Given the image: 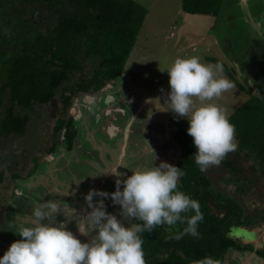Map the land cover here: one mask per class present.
Here are the masks:
<instances>
[{
	"label": "trees",
	"instance_id": "16d2710c",
	"mask_svg": "<svg viewBox=\"0 0 264 264\" xmlns=\"http://www.w3.org/2000/svg\"><path fill=\"white\" fill-rule=\"evenodd\" d=\"M14 1L0 0V21L9 18L4 6L12 5ZM18 1L21 0H16ZM43 1L47 6L56 7L57 11L62 8V12L54 21L47 23L46 33L34 37L33 42L25 41L33 37L31 28L26 26V23L21 24L18 19H10L6 20L7 25L0 24L1 28L9 27L10 30L7 31L10 39L24 40L12 45L16 51L10 57L0 51V57L7 60L0 61V137L23 136L29 124L26 113L35 106L46 105L59 96L63 118L55 122L52 143L47 153L55 158L51 164L58 178L65 180L62 184L73 188V197H70L80 202V205L72 204L74 200L67 197L61 200L68 207L81 208L82 212L76 215L79 227L80 220L84 218L83 212L91 211L85 200L89 191L113 193L116 185L113 180L111 183H101L97 179L89 184V173L97 175L96 171L91 169V155L89 153L88 166L79 148L84 143L79 139V130L74 124L76 120L71 117L66 120L64 117L76 94L101 92L108 83L124 74L125 64L135 46L147 11L134 0ZM221 3L222 0H181V11L190 15H208L215 18L220 12ZM10 22L15 24L11 25ZM15 25L21 26L20 30L23 32L16 34ZM86 60L97 63L96 66L91 64V75L83 73ZM217 63L224 65L216 61ZM223 69L229 76L231 71L236 76L233 68L228 69L225 66ZM79 71L82 72L81 77L75 80L73 76ZM237 80L232 79L234 85L243 91L247 90L250 98L228 117L230 123L235 126L234 142L237 147L235 154H232L233 151L229 152L220 165L211 166L201 172L194 161L196 148L192 137L187 134L188 122H175L173 141L180 153L176 156L174 165L182 168L185 173L179 180L178 188L199 201L204 219L198 226L199 239L191 235H185L180 240L169 238L186 226L179 223L172 228L163 225L151 233H144L142 247L146 264H195V261L206 256L218 261V264H224L229 251L254 250L251 243L233 239L230 233L238 228L258 229L264 224V211L256 212V216L249 214L241 199L245 187L248 189L256 186L264 192V101ZM3 99L10 103V108L3 109ZM17 107L24 114L16 113ZM165 147L168 150L171 144H166ZM240 159L254 160L256 166L251 168L252 171H249V168L245 171L237 162ZM43 163L45 162L35 159L27 175L13 173L11 176L18 181L22 178L27 181L28 176L37 173L39 164ZM214 179L215 183L212 181ZM222 183L232 184L233 192H228ZM16 187L21 195L13 193L14 204L16 199L26 198L24 194L28 189L24 191L18 182ZM122 187L123 185L121 189ZM39 195L35 196L36 199H39ZM99 199L102 198L94 197L93 204ZM104 203L108 213L116 207L110 198L105 199ZM16 207L20 214L28 208L32 209L30 205L25 204ZM15 213L13 208L12 215L7 214L3 222H0V250L2 249L3 254L7 251V245L22 239L18 235L22 227L11 223ZM192 214L194 213H188ZM255 250V254L264 260V248Z\"/></svg>",
	"mask_w": 264,
	"mask_h": 264
},
{
	"label": "rangeland",
	"instance_id": "374dc122",
	"mask_svg": "<svg viewBox=\"0 0 264 264\" xmlns=\"http://www.w3.org/2000/svg\"><path fill=\"white\" fill-rule=\"evenodd\" d=\"M134 1L146 9L147 14L141 32H139L138 41L125 64L124 74L117 80L108 83V87L102 92L85 96L79 94L74 101V107L77 109L70 112L72 116L78 115L75 122L79 130V139H82L81 142L84 143L79 146L81 153L85 156L84 160L89 166L90 153L91 169L97 173V175L89 173V184L97 179L101 183L103 181L111 183L113 180L112 182L116 185L118 178L126 179L127 176L132 175V171L159 166L161 162L175 164L180 149H176L177 144L173 141L174 125L172 123L175 124L180 120L187 121L186 118L178 117L170 110H166L165 107L170 91L169 76L166 70L172 66L176 58L197 56L204 64H208L205 62L206 58H213L228 66V60L231 64L235 61L239 63L243 60L242 56L246 54L256 61L264 62V47L260 45V42L258 43L256 35L252 41L249 28L243 25L242 19L245 15L239 7L238 0H222L220 12L217 17L213 18L212 29V35L218 39L219 47L211 49H207L206 40L199 41L195 38L179 41L177 27L183 22L181 0ZM248 4L255 13L261 8L260 0H252ZM18 26H14L16 34L23 32L20 30L21 26L19 28ZM258 30L260 31V29ZM258 37L261 39L262 36ZM25 41L32 42V36ZM91 64L97 65L96 62L90 63L89 60L84 62L83 73L86 75H91ZM224 65L223 68H225ZM242 67L241 63V69ZM233 69L237 76L236 68ZM81 73L79 71L73 76L75 80L81 77ZM218 75L229 79L232 83V79H237L232 71L229 76L224 69ZM246 75L252 80L251 74ZM240 81L243 85L245 84L242 79ZM247 88L251 90L248 86ZM91 97L95 100L98 98L96 104H93ZM249 98L250 94L247 93V90L241 91L237 85H234L232 89L210 102L223 108L226 116L229 117ZM89 106H91V110H89ZM60 109L59 98L55 103L45 106L37 105L29 112V128L24 136L15 137V141L12 142H9V138L0 139V222H3V218L7 214L11 216L14 208L16 213L15 216L13 215L12 224L22 228L34 226L32 213L38 203L55 200L60 202L62 207L61 212L56 215V223L65 224L66 230L71 231L82 243L90 242L95 234L91 233L93 231L91 226L85 224L81 217L80 225L77 227L76 215L82 212L81 208L68 207L61 201L67 197L74 200L72 204L80 205V202L70 197L73 195V188L70 185L62 184L65 180L61 177L58 178L52 167L53 164L49 167H46L44 163L39 164L35 176H28L30 181L27 178V181L21 182L11 176L13 173L27 175L32 165V157L36 156L38 160L45 158L51 160V157L44 153L52 143L51 136L55 121L61 116ZM156 134L165 135V140H163L165 144L162 145L157 141L158 143L153 148L151 139ZM169 143L171 147L166 150L165 145ZM12 147L23 150L19 156L14 155L13 150L12 154L9 152ZM29 148L35 149V152L30 153ZM150 148H153V152ZM8 164L9 167H7ZM250 165L247 161L241 162V167L245 171H248L247 168ZM116 168L118 172L126 173V176L117 177L114 175ZM81 171L86 172V170ZM93 175H95L94 178ZM212 181L215 183V179ZM17 182L20 186L34 189L30 192L26 188L27 192L24 194L26 198H18L15 200L17 203L14 204L12 203L13 193L20 194V191L16 189L18 188L16 187ZM23 187L22 189H24ZM252 190L253 195L248 194L244 198L246 205L253 204L254 200L258 201L257 199L260 197L262 200L264 197L261 188L256 187ZM38 195L39 199H36L35 196ZM22 204L30 205L32 209L28 208L23 214H20L16 206ZM119 213V205L110 211V214L116 215L118 219H120ZM87 214L83 212V217H86ZM123 223L125 227L130 226L126 221ZM254 232V234L248 235L233 229L230 236L233 239L242 240L244 243H251L255 248H261L264 246V225L255 229ZM9 247L10 245H7V250ZM3 255L1 249L0 257ZM224 264H264V261L248 251H229L224 259Z\"/></svg>",
	"mask_w": 264,
	"mask_h": 264
},
{
	"label": "clouds",
	"instance_id": "9594fccd",
	"mask_svg": "<svg viewBox=\"0 0 264 264\" xmlns=\"http://www.w3.org/2000/svg\"><path fill=\"white\" fill-rule=\"evenodd\" d=\"M169 87L166 110L186 118L187 134L196 148L195 164L201 172L218 166L236 149L235 126L225 110L211 103L232 89L234 84L218 75L223 66L201 63L197 56L176 58L167 70ZM199 101V106H197ZM117 177L126 176L115 170ZM185 175L182 168L167 162L159 166L132 171L126 179L116 180V190L107 193L90 190L85 196L91 211L83 218L95 233L90 242L82 243L65 224L56 223L62 210L55 200H47L33 210V225L20 229L22 239L13 242L0 257V264H146L143 234L157 227L186 225L169 238L180 240L185 235L199 239V224L204 216L199 201L179 190ZM121 185H123L121 190ZM94 197H101L93 204ZM119 205L120 219L106 211L105 199ZM194 213L188 215V213ZM123 221L130 226L125 227ZM80 231V230H79ZM231 234V233H230ZM195 264H218L204 257Z\"/></svg>",
	"mask_w": 264,
	"mask_h": 264
},
{
	"label": "flooded vegetation",
	"instance_id": "af4514ba",
	"mask_svg": "<svg viewBox=\"0 0 264 264\" xmlns=\"http://www.w3.org/2000/svg\"><path fill=\"white\" fill-rule=\"evenodd\" d=\"M250 1H252V0H250ZM260 1H261V8H260L259 11H257V13H255L254 9L248 4L249 5L248 6V10H249L250 17H251L250 19L252 20V22H253L254 25H251L249 22L247 23L245 21V17L242 20H243V25H245L250 30V33H251V36H252V41H253V38H255L254 29L256 28V25H259V27H260V34H256V38L258 40V43L260 42V45L264 47V0H260ZM15 2H16V0L13 2L14 4L4 6L6 8V10L4 8L3 11L5 10L6 14L9 15V18H7L6 20L18 19L19 21H21V24L26 23L27 24L26 26H28L29 28H31V32L33 34L32 40L37 35H44V33H46V28L48 27L47 26V23L51 22L52 20L54 21L58 16L61 15V12H62L61 11L62 8H59L60 10L57 11V8L56 7L47 6L43 0H38V1H35V0L22 1L21 0V1H18L16 3ZM15 4H17V5H15ZM53 15H54V17H53ZM1 20H2V24H6L7 25V21L5 19H1ZM10 24L11 25H14L15 23L14 22H10ZM23 27H25V26H23ZM7 29H9V27L8 28H1L0 27V51L4 52L5 53V56H9L10 57V55H13V52L16 51V50H14L12 48V45H14V44L16 45L17 43H20L21 41H24V40H21L19 38H16L14 40L13 39H10L9 38V31H7ZM20 29H22V27ZM258 36H262L261 39ZM242 58H243V60L241 59L242 61H239V62L243 64V67L245 69L244 70V73L251 74L250 77H252V80H253L254 85L259 89V92H260L259 97L264 100V62H262L260 60L256 61V59H253L252 57L250 58L249 55H246V54H244L242 56ZM1 60L2 61L3 60L4 61H7L5 58L0 57V61ZM107 87H108V85H106L105 88H107ZM104 89H103V91H104ZM85 95L86 94H83V96H85ZM89 95H95V94H89ZM77 97H78V95L76 94V96L73 99V103H72V105L70 106V108L68 110L67 115L64 117L66 120L69 119L70 117L73 118L76 121L78 119V118H76L78 115L76 116V114H75V116H72L71 113H70L71 110L77 109V107H74V104H75L74 101L77 99ZM58 98H59V96L57 95L48 104L55 103V101ZM97 101H98V98H97V100H95V99L92 100L93 104H96ZM48 104H46V105H48ZM60 105H61V103H60ZM10 106H11L10 103L6 99H3V101H2V107H3V109L4 108L5 109L6 108H10ZM39 106H45V105H39ZM197 106H199V103L197 104ZM89 110H91V106H89ZM15 112L18 113V114H24V112L22 110H20L18 107H17V109H16ZM60 113H61V109H60ZM26 114L29 117V112H27ZM62 118H63V115L61 113V116L58 117V119H62ZM29 121H30V118H29ZM180 121H182V120H180ZM74 124L77 127L76 122ZM172 125H174V127H175V124L172 123ZM174 127H173V129L175 131V128ZM28 128H29V124L27 126V130H28ZM170 129H172V128H170ZM27 130H26V132H27ZM15 137H21V136L9 135V136H6V137H0V139H6V138L8 139L9 138L10 139L9 142H12L13 140L15 141ZM151 140H152V143H153V148L156 146V144L158 142H160V143H162V145H164V143H163L164 141L163 140H165V135L156 134V136L153 137ZM9 142L7 141V143H9ZM50 145H51V143H50ZM49 146L47 148V151L49 149ZM153 148H150L151 152H153ZM29 149L31 150L30 153L35 152L34 151L35 149H32V148H29ZM12 150L14 152V155H18L19 156V153H21L23 149H21V148L18 149L17 147H12V149L9 150V152L11 154L13 153ZM44 154L47 155V156H50L51 157V160L49 161L48 158H45V159H39L40 160L39 161L36 156L35 157H32L31 158V162H32L31 168L33 166V161L35 159H37L39 162H43L44 161L45 162L44 164H46V167H49L51 165V163H53L55 161V158H53L52 155H50L49 153L46 152ZM232 154H235V151H233ZM12 157L14 158V156H12ZM242 161H247V162H249L251 164L248 167L249 168V171H252L251 168H253V167L256 166L254 160L253 161L248 160V159L247 160H245V159H242L241 160L240 159V161L237 160V162H239V165H241V162ZM7 167H9V164L7 165ZM8 169H10V168H8ZM29 170H28V173H29ZM15 174H18V173H15ZM35 174H32V175L35 176ZM30 177H28V180L30 179ZM22 181H24V179H22L21 182ZM29 181H28V183H29ZM223 187L226 188L228 192H233L232 189L234 187H233L232 184H230V185H224L223 184ZM23 188L26 190L27 186H24ZM253 188H256V186L255 187H249L248 189L245 187V192L241 196V199L243 201V204H244V207H245L246 212H248L249 214H252V215H255L256 216V214H257L256 212L262 213L264 211V197L262 199L263 201L260 199L261 197L259 199H257L258 201L260 200L259 201V205H258V201H255V200H254V203L253 204L250 203V204L246 205V201L244 199L245 196H247L248 194H252V191H253L252 189ZM258 197H259V195H258ZM234 230L242 231V232H244V233H246L248 235H251L252 233L253 234L255 233L254 232L255 228L254 229L238 228V229H234ZM263 248H264V246H262L261 248H255L253 246V249L254 250L255 249H257V250L258 249H263ZM254 250L251 253H254L255 254Z\"/></svg>",
	"mask_w": 264,
	"mask_h": 264
},
{
	"label": "crops",
	"instance_id": "0c3cea01",
	"mask_svg": "<svg viewBox=\"0 0 264 264\" xmlns=\"http://www.w3.org/2000/svg\"><path fill=\"white\" fill-rule=\"evenodd\" d=\"M183 22L181 25L177 27L178 32V38L180 40H192V39H198L199 41H205L207 43V49H211L214 47H219V41L217 38H215L214 35H212V29H213V18L212 16L208 15H190L183 13ZM142 28V27H141ZM141 32V31H140ZM139 35V34H138ZM138 41V37L136 40V43ZM136 45V44H135ZM133 52V51H132ZM205 62H208V64L215 65L216 60L213 58H206ZM228 66H226L228 69L235 68L234 64L230 63L228 60ZM222 63V62H221ZM235 63H237L235 61ZM240 63V62H239ZM237 63L241 68V63ZM242 72H244V67H242ZM237 79L240 81V77L237 75ZM242 91V90H241ZM199 101L196 103L198 104Z\"/></svg>",
	"mask_w": 264,
	"mask_h": 264
},
{
	"label": "water",
	"instance_id": "95a60500",
	"mask_svg": "<svg viewBox=\"0 0 264 264\" xmlns=\"http://www.w3.org/2000/svg\"><path fill=\"white\" fill-rule=\"evenodd\" d=\"M239 1V7L241 8V10L243 11L244 15H245V21L248 23H250L251 25H254L252 20L250 19V13L248 10V2L250 0H238ZM258 27V28H257ZM257 29H260L259 25H256V28L254 29V34H260V31ZM234 64V67L236 68V71L238 73V76L240 77V79H242L244 81V83L256 94V95H260L259 89L254 85L253 81L247 77V75L242 72L240 66L235 63L232 62ZM263 100V99H262ZM264 101V100H263Z\"/></svg>",
	"mask_w": 264,
	"mask_h": 264
}]
</instances>
